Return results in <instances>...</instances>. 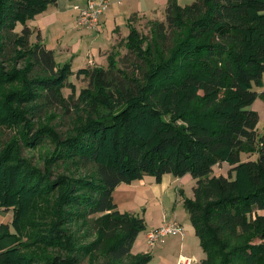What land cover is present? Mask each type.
Returning a JSON list of instances; mask_svg holds the SVG:
<instances>
[{
  "label": "trees",
  "instance_id": "obj_1",
  "mask_svg": "<svg viewBox=\"0 0 264 264\" xmlns=\"http://www.w3.org/2000/svg\"><path fill=\"white\" fill-rule=\"evenodd\" d=\"M56 1L0 0V124L29 128L28 116L65 103L70 63L58 66L26 25ZM133 20L129 69L110 55L106 68L76 71L88 79L79 98L90 114L66 137L50 126L34 133L55 143L48 162L90 166V174L51 179L17 143L0 148V214H11L0 221V264H33L48 246L73 250L67 224L75 218H89L96 233L80 247L86 254L149 264L148 252L131 253L144 218L118 210L112 191L165 173L194 180L183 206L205 253L196 264H264V134L250 107L264 78V0H168L164 20H149L145 35ZM221 162L227 175H213Z\"/></svg>",
  "mask_w": 264,
  "mask_h": 264
},
{
  "label": "rangeland",
  "instance_id": "obj_2",
  "mask_svg": "<svg viewBox=\"0 0 264 264\" xmlns=\"http://www.w3.org/2000/svg\"><path fill=\"white\" fill-rule=\"evenodd\" d=\"M179 1L181 2L180 5H186L191 4L195 0ZM155 19L164 20V11ZM149 20L151 19L137 18L132 25H134L142 35H145L148 34ZM21 27L22 24L20 22L17 23L16 31H19ZM91 30L92 29L86 30L79 27L71 33L74 34V42H77L80 33L83 34L80 39V43L82 44L78 47L81 48V50L77 51L78 53L74 55V57L65 58L66 56H64V53L61 55L59 54V56L56 54V57L54 56L58 66L65 62H69L71 67V71L67 77V83L61 89L65 103H59L45 110H37L35 114L28 116L31 122V127L29 128L23 124L17 127H8L0 124V148L11 141L17 143L20 156L31 165L43 171L47 169L51 172V179L60 174L86 176L92 172L90 166H78L77 164L75 165L68 162L61 163L59 160L48 162L55 149V143L50 140L46 133H43L41 137L33 139L35 136L34 133L45 126L52 127L61 137H66L68 134H71L72 130L74 132L75 127L80 125L81 121L90 114L88 112V107L85 106L79 98L81 89L88 86V79L83 75L77 76V69L82 67L93 68L95 66L106 68L110 55H113L114 59L118 62L117 66L126 67L128 69L130 67L129 62H131L132 56L128 54L124 45L126 35L128 34V29L126 27L123 30L127 34L115 35L116 38L114 39V43L109 45V47L101 53V56L98 55L89 62L91 57L88 56L86 58L84 49H89L91 43L93 47L98 45L101 46L105 39L110 38L108 33L103 34L102 32L101 35L103 37H98V33L92 36L91 33L93 32L88 34V31ZM103 30L105 31L106 29ZM60 31L62 32L63 30ZM76 32L78 33L76 34ZM85 34H88V37L84 36ZM45 35L47 48H55L62 37V33H47ZM30 40L34 41L35 36L31 35ZM126 59H129V62ZM71 85L74 86V92L71 90ZM5 90L6 88L2 90L0 87V95L1 92L3 91L4 93ZM257 114L260 116V122L258 120L257 124V131L262 135L264 134V115L262 111H259ZM254 157H256V154ZM226 167L227 166L222 165V163L217 164L214 166L212 174L227 175V170L229 168L226 169ZM146 176L153 182L155 181L152 176ZM155 184L157 185L155 194L153 193L154 190L152 189V185L137 181L132 184L120 183L112 191V199L117 204L118 210L139 215L144 218L146 223L145 230L141 231L135 238L131 253L148 252L151 256L149 264H176L180 255L193 258L196 262L199 261L204 257L205 253L200 246L199 239L195 235L190 223L188 213L183 206V200L192 197L194 180L189 174L175 177L171 173H165L162 180L160 182L155 181ZM54 200L55 197L51 196V205L54 203ZM10 215V212H1L0 221L9 222ZM174 222L182 227L181 233L168 234L162 241L157 242L153 246L147 244L145 238L147 231L160 227L165 223ZM67 233L71 239V246H75L73 250L66 247H44L43 251L39 250L40 254L33 264H51L52 262V264L106 263V256L104 253L89 255L80 248L82 245L90 243L96 236V233L92 230L89 218H75L70 220L67 224ZM69 256H72L71 260H68ZM129 260L130 257L128 256L122 262H127Z\"/></svg>",
  "mask_w": 264,
  "mask_h": 264
},
{
  "label": "crops",
  "instance_id": "obj_3",
  "mask_svg": "<svg viewBox=\"0 0 264 264\" xmlns=\"http://www.w3.org/2000/svg\"><path fill=\"white\" fill-rule=\"evenodd\" d=\"M176 1L181 4L179 0ZM85 3L86 0H57L55 4H49L42 12L27 20L26 25L33 30V36L37 33L40 34L41 40L46 46L45 34L62 33V37L60 38L61 41L58 42V45L55 48L49 49L53 50L55 57L56 54L59 56V54L61 55L62 53L66 56L65 58L74 57V55L78 53L77 51L81 50V48L78 47L82 44L80 43V39L83 36V34L80 33L79 39H77V42H74V34H71L76 30V28H79L76 24L78 12L74 6L79 5L83 7ZM167 3L168 0H109V6L107 10L100 15L97 27L88 31V34L93 32L91 33L92 36H95V34L98 33V37H103L101 32L103 34L108 33L110 38L105 39L101 46L98 45L93 47V44L91 43V47L89 49L85 50L83 48L84 53L86 52V58L88 56L91 57L89 60V62H91V59L93 60L98 55L101 56V53L107 49L109 45L114 43V39L116 38L115 35H122L125 33L123 30L125 27L129 32L130 18H134L132 24L137 18L155 19L165 10ZM103 29H106V32ZM60 30L63 31L61 32ZM77 33L78 32H76V34ZM88 34H85L84 36L88 37ZM257 92L258 95L250 107L257 113L262 111L264 115V78L263 85L257 88ZM258 117L260 118L259 114ZM221 163L222 165L227 166L226 169L229 168V165L226 162ZM136 181L152 185V189L154 190L153 193H156L155 188L157 185L155 184V181L153 182L149 177L144 176L142 179ZM133 182L129 184H132ZM259 212L264 214V210H260Z\"/></svg>",
  "mask_w": 264,
  "mask_h": 264
},
{
  "label": "built area",
  "instance_id": "obj_4",
  "mask_svg": "<svg viewBox=\"0 0 264 264\" xmlns=\"http://www.w3.org/2000/svg\"><path fill=\"white\" fill-rule=\"evenodd\" d=\"M109 6V0H86L83 7L75 5L78 15L76 24L83 29H94L99 23L100 15L103 14ZM182 227L177 223H165L160 227L151 229L146 233V242L149 246H153L168 234L181 233ZM196 260L184 255H180L176 264H195Z\"/></svg>",
  "mask_w": 264,
  "mask_h": 264
}]
</instances>
